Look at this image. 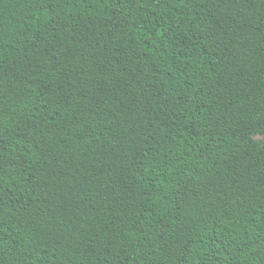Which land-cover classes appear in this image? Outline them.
Masks as SVG:
<instances>
[{"label": "trees", "instance_id": "obj_1", "mask_svg": "<svg viewBox=\"0 0 264 264\" xmlns=\"http://www.w3.org/2000/svg\"><path fill=\"white\" fill-rule=\"evenodd\" d=\"M0 264H264V0H0Z\"/></svg>", "mask_w": 264, "mask_h": 264}]
</instances>
